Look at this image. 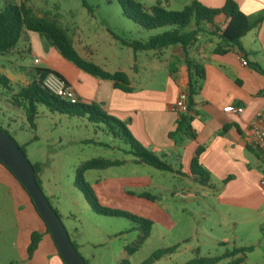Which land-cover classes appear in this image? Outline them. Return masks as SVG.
Returning <instances> with one entry per match:
<instances>
[{
    "label": "rangeland",
    "instance_id": "1",
    "mask_svg": "<svg viewBox=\"0 0 264 264\" xmlns=\"http://www.w3.org/2000/svg\"><path fill=\"white\" fill-rule=\"evenodd\" d=\"M15 1L25 4L35 16L56 21L67 31L81 55L91 51L96 63H105L110 69L133 61V49L121 39L146 40L163 31L140 27L124 13L118 0ZM139 1L147 7L156 3ZM162 2L166 6L165 0ZM172 9L182 6L173 5ZM29 42L32 48L27 56L32 61L35 57L41 60L53 57L55 63L67 69L78 68L43 35L31 33ZM12 60L26 64L21 58ZM42 64L43 61L38 65ZM15 65L0 56V69L15 71ZM12 106V102L0 98V126L24 145L32 163L42 164L41 188L87 264H120L123 259L130 264H187L197 252L203 256L216 255L234 246L253 248L243 264H264L263 212L220 204L219 190L215 188L135 163L134 156L126 152L129 145L87 117L52 112L40 105L35 128H31L27 119L17 117ZM99 157L125 160L119 166L85 173L84 180L95 189L99 202L155 220L150 236L132 254L126 247L137 244L139 232L134 224L123 217L95 213L76 186L77 168ZM260 171L264 173V164ZM145 193L155 200L138 197ZM0 225V264H21L23 234L20 235L15 211L8 209L5 215H0ZM156 253L158 259L153 258Z\"/></svg>",
    "mask_w": 264,
    "mask_h": 264
},
{
    "label": "crops",
    "instance_id": "2",
    "mask_svg": "<svg viewBox=\"0 0 264 264\" xmlns=\"http://www.w3.org/2000/svg\"><path fill=\"white\" fill-rule=\"evenodd\" d=\"M12 1L16 3L15 0H2L0 9ZM162 1L155 0L154 4L180 11L193 0H165L166 6ZM197 1L220 8L226 0ZM235 1L248 17L264 13V0ZM173 5H181L182 9H172ZM227 22L228 18L220 14L213 24H204L207 34L199 35L198 41L187 49L193 62L191 66L187 64L186 52L180 45L159 52L133 51V61L116 69L97 63L110 72H125L129 91L115 88L113 81L93 76L79 67L69 66L67 69L55 63L53 57L45 60L35 57L32 61L27 56L32 48L29 40L21 41L7 56L0 55L16 64L15 71L0 69L11 84L10 90L0 87V98L12 102L13 94L37 81L38 68L54 70L74 88L80 103L95 102L107 114L125 122L140 144L172 165L173 173L194 180L192 159L197 149L204 147L200 163L210 173L212 188L219 190L218 202L264 213V186L261 185L264 173L260 171L264 164V148H255L248 142L251 122L258 112L264 113V97L259 95L264 90V73L251 66L256 62L264 68V21L243 37V51L231 48L226 53H217L215 49L220 41L210 34L217 28L223 29ZM82 56L95 62L91 51ZM13 57L21 58L26 64L16 63ZM242 57L248 65L242 64ZM36 58L39 63H35ZM42 61L43 64L38 65ZM196 65L202 67L205 74L199 80L189 112L183 115L189 129L178 130L181 114L175 109V102L182 90L188 92L189 77L196 75ZM12 105L17 117L27 119L24 108L13 102ZM228 105L242 106L244 111L241 114L224 112L223 108ZM226 126L227 130L221 133ZM226 179L228 181L223 183ZM40 180L42 183L41 174ZM8 209L15 211L21 226L20 235L23 234L21 264H64L30 196L0 163V215H5ZM34 232L41 238L33 254L29 255L28 246Z\"/></svg>",
    "mask_w": 264,
    "mask_h": 264
},
{
    "label": "trees",
    "instance_id": "3",
    "mask_svg": "<svg viewBox=\"0 0 264 264\" xmlns=\"http://www.w3.org/2000/svg\"><path fill=\"white\" fill-rule=\"evenodd\" d=\"M118 2L124 13L133 18L140 27L146 30H163L160 33L149 36L146 40L120 38L124 45L132 48L134 53L150 50L159 52L170 46L180 45L186 52L187 64L189 66H191L193 62L188 57L187 49L198 41L199 35L207 34L204 24H213L218 15L224 14L228 18L227 25L223 29L217 28L215 32L210 35L216 36L219 39L220 43L215 49V52L222 54L228 52L231 48L243 51V37L248 32L259 27L264 21V13L253 18L248 17L240 10L235 0H226L224 5L220 8L208 7L197 0H193L180 11L166 9L160 4L147 7L139 0H118ZM29 33H39L43 35L52 47L80 69L93 76L113 81L115 88L129 91V79L125 72H110L92 60L84 58L76 49L67 31L56 21L35 16L32 10L23 3H6L0 9V55L7 56L21 41H28ZM251 66L256 71L264 73V68L261 64L255 62L252 63ZM51 71L54 70L38 68L37 81L23 87L18 93L11 96L14 105L24 108L27 121L31 128H35V119L40 105L47 107L52 112H59L70 116L87 117L90 122L98 125V127L105 128L109 134L122 140L126 145H129V150L126 152L134 156L135 163L146 164L161 171L174 172V168L170 163L148 150L134 138L125 122L107 114L99 104L95 102L90 104L80 102L73 104L47 91L42 85V79ZM204 74V69L196 65V75H190L189 77L188 101L190 108L193 103V96L197 94L196 89L199 80L204 77ZM0 87L8 90L11 89L10 79L1 73ZM259 95L264 97V90L260 91ZM184 114L185 113H182L180 115L181 120L178 125V130L189 129L186 117L183 116ZM227 128V126L224 127L221 133H224ZM0 130L10 134L1 126ZM170 135L173 136L175 133H171ZM190 137L194 136L190 134ZM20 147L26 153L24 145H20ZM203 151L204 147L200 146L192 159V175L194 180L198 183L213 187L210 173L200 163V157ZM0 163L8 169L1 161ZM124 163L125 160H110L101 157L89 159L77 168L79 180H77L76 186L83 193L95 213L111 217H123L129 219L134 224V229L139 232L137 244L136 246L126 247L127 252L132 254L137 250V247L142 245L150 236L155 220L152 217L137 216L127 210L101 204L95 189L84 180V175L88 170L106 169ZM32 165L36 180L41 186L40 174L42 172V164L36 162L32 163ZM227 181L228 179L223 183ZM127 194L135 196L133 192H128ZM138 197L150 201L155 200V197L148 193L139 195ZM55 210L57 211V209ZM47 232L50 233L48 227ZM40 238L41 235L39 233L34 232L32 234L31 242L28 246L29 255H32L37 248ZM252 250L253 248L250 246H234L231 249H226L224 253L216 255L203 256L197 252L195 257L190 259L187 264H218L225 259L228 260L226 264H242L244 258ZM159 257V253L153 255L155 259ZM63 263L65 264L64 261ZM120 264L130 263L126 259H123L120 261Z\"/></svg>",
    "mask_w": 264,
    "mask_h": 264
},
{
    "label": "water",
    "instance_id": "4",
    "mask_svg": "<svg viewBox=\"0 0 264 264\" xmlns=\"http://www.w3.org/2000/svg\"><path fill=\"white\" fill-rule=\"evenodd\" d=\"M0 161L13 173L31 197L37 212L49 228L65 264H87L70 239L59 213L37 182L32 162L12 135L2 130H0Z\"/></svg>",
    "mask_w": 264,
    "mask_h": 264
},
{
    "label": "built area",
    "instance_id": "5",
    "mask_svg": "<svg viewBox=\"0 0 264 264\" xmlns=\"http://www.w3.org/2000/svg\"><path fill=\"white\" fill-rule=\"evenodd\" d=\"M35 63H39L36 58ZM241 62L243 65H248L247 60L242 57ZM43 87L50 93L58 96L59 98L71 102L73 104L79 103V98L74 88L58 73L51 71L42 79ZM188 92L182 90L175 102V109L180 113H187L190 110L188 101ZM224 112L241 114L244 111L242 106L228 105L223 108ZM248 142L255 148H264V113L258 112L250 124V135ZM261 185L264 186V178L261 180Z\"/></svg>",
    "mask_w": 264,
    "mask_h": 264
}]
</instances>
